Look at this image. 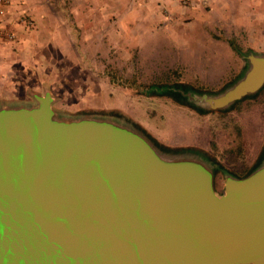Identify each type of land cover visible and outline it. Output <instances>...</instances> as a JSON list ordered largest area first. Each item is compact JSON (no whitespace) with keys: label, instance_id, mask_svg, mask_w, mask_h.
Returning a JSON list of instances; mask_svg holds the SVG:
<instances>
[{"label":"water","instance_id":"water-1","mask_svg":"<svg viewBox=\"0 0 264 264\" xmlns=\"http://www.w3.org/2000/svg\"><path fill=\"white\" fill-rule=\"evenodd\" d=\"M241 56L242 71L217 91H165L199 112L227 111L264 88V53ZM29 96L0 102V264H264V145L244 175L223 169L217 193L213 178L156 173L152 156L193 151L145 134L151 156L134 132L59 121L47 87Z\"/></svg>","mask_w":264,"mask_h":264},{"label":"rangeland","instance_id":"rangeland-1","mask_svg":"<svg viewBox=\"0 0 264 264\" xmlns=\"http://www.w3.org/2000/svg\"><path fill=\"white\" fill-rule=\"evenodd\" d=\"M113 2L111 24L116 27L109 32L100 28L91 38L82 39L84 45H76L72 71L76 78L38 90L51 91L59 121L79 120L81 125L119 134L134 132L149 152L148 137L180 154L193 151L170 161L150 155L161 178L208 183L213 178L215 191L222 193L224 178L218 179L217 174L230 168L231 162H251L263 149L264 88L227 111L203 113L174 99L165 84L217 91L236 78L245 65L241 52L248 50L250 42L240 37L260 33L264 0H159L155 7L145 6L142 0ZM148 10L157 18L154 23L148 15L143 17ZM23 21L33 24L30 19ZM73 55L67 57L72 60ZM21 97L23 101L29 95ZM86 117L100 123L88 122ZM198 150L217 162L218 169Z\"/></svg>","mask_w":264,"mask_h":264},{"label":"crops","instance_id":"crops-1","mask_svg":"<svg viewBox=\"0 0 264 264\" xmlns=\"http://www.w3.org/2000/svg\"><path fill=\"white\" fill-rule=\"evenodd\" d=\"M142 2L155 7L159 0ZM114 4L113 0H9L8 5H0V102L21 101V94L29 95L28 87L40 93L43 85L62 86L67 79H75V48L100 28L109 32L116 27L111 24ZM119 4L124 5L123 1ZM147 15L151 23L157 20L149 10L143 17ZM23 19L32 20V26ZM119 26L124 32L121 23ZM260 27L259 34L253 31L240 40H250L248 49L264 53V26ZM6 33L14 38L7 39ZM71 54L72 60L67 57Z\"/></svg>","mask_w":264,"mask_h":264},{"label":"flooded vegetation","instance_id":"flooded-vegetation-1","mask_svg":"<svg viewBox=\"0 0 264 264\" xmlns=\"http://www.w3.org/2000/svg\"><path fill=\"white\" fill-rule=\"evenodd\" d=\"M261 151L257 154L256 158L254 160H252L251 162L245 161L243 163H239V162H231V166L230 168H228L227 170L229 172H231L232 174L235 175H244L245 173H247L249 170H251L253 168V166L256 164V162L258 161L259 157H260ZM225 168V167H224ZM218 179H222L223 178V174H217L216 176ZM215 178V179H217ZM217 179V180H218ZM216 180V181H217Z\"/></svg>","mask_w":264,"mask_h":264},{"label":"built area","instance_id":"built-area-1","mask_svg":"<svg viewBox=\"0 0 264 264\" xmlns=\"http://www.w3.org/2000/svg\"><path fill=\"white\" fill-rule=\"evenodd\" d=\"M9 4V0H0V5H8ZM27 24H31L30 21L27 22ZM0 29H1V10H0ZM6 38L7 39H13L14 35L12 33H6Z\"/></svg>","mask_w":264,"mask_h":264},{"label":"trees","instance_id":"trees-1","mask_svg":"<svg viewBox=\"0 0 264 264\" xmlns=\"http://www.w3.org/2000/svg\"><path fill=\"white\" fill-rule=\"evenodd\" d=\"M178 95H179V94H178ZM174 99H175V98H174ZM176 100L182 103V101H180L179 99H176ZM184 104H185V103H184ZM158 146H160L161 148H163V149H165V150H168V151H175V150H172V149H169V148L166 149V147H164V146H162V145H158ZM199 151H200V150H199ZM175 152H180V151H175Z\"/></svg>","mask_w":264,"mask_h":264}]
</instances>
